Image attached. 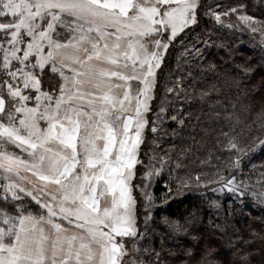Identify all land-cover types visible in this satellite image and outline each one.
<instances>
[{
  "label": "snow or ice",
  "instance_id": "snow-or-ice-1",
  "mask_svg": "<svg viewBox=\"0 0 264 264\" xmlns=\"http://www.w3.org/2000/svg\"><path fill=\"white\" fill-rule=\"evenodd\" d=\"M203 8L201 0H0V264H169L155 247L157 230L187 233L190 221L157 224L150 189L165 169L179 170L181 157L173 167L171 153L144 159L141 147L149 125L154 135L169 120L183 130L197 81L189 71L191 92L178 78L161 96L160 73L178 40L181 59L199 58L184 36L199 27ZM246 8L205 15L223 27L222 15L237 14L264 45V21ZM221 94L213 84L197 98L211 120L225 122L220 146L235 159L231 174L205 183L203 195L215 183L214 193L251 194L264 204V190L237 180L246 154L234 134L239 97L231 111H217ZM256 119L264 126V108ZM201 180H180L174 193L170 176L160 199L182 197ZM208 203L220 207L218 199ZM215 255L193 247L181 264H217Z\"/></svg>",
  "mask_w": 264,
  "mask_h": 264
},
{
  "label": "trees",
  "instance_id": "trees-1",
  "mask_svg": "<svg viewBox=\"0 0 264 264\" xmlns=\"http://www.w3.org/2000/svg\"><path fill=\"white\" fill-rule=\"evenodd\" d=\"M203 18L204 16L201 17V21ZM176 53L174 48L169 49L166 61L169 57L170 60H168L169 64L165 62L164 69L172 66ZM241 53L242 55L238 53L234 58L228 53L210 54L206 58L207 64L198 65L193 76L197 81L204 79V82L199 86L196 98L189 99L190 104L187 102L184 105L187 112L195 115L193 118L191 114L188 129L185 131L173 129L168 132L166 138L159 133L154 135L151 130L148 132L150 139L161 137L163 141H168L163 143L173 148L175 158L181 157L180 166L186 172L196 168L200 162H204L207 156L215 158L220 150L219 147L217 148L214 132L221 126V122L217 123L210 119L211 113L207 104L202 105L197 98L199 89L210 88L213 84L221 87L222 94L219 98L224 104L219 105L217 111H223L225 105L231 111L229 101H235L239 97L237 113L240 119L244 116L246 119L250 117L249 123L250 121L255 123L250 116L254 115L253 110L264 108V55L249 47L242 49ZM163 76L159 80L160 89ZM236 81L240 82L239 88L236 87ZM241 106L252 109L249 117L248 112L240 111ZM196 117H198L197 122H195ZM221 121L224 122L223 119ZM192 141L196 142V150L191 149ZM144 145L147 147V142ZM190 151H192L191 155H189ZM262 156L264 157V151ZM170 176L173 177L174 173L166 176V182L169 181ZM164 180V177L160 178L153 188V195L157 201V206L153 210L155 221L159 224L163 217L190 221L187 233L167 235L157 230L155 247L157 250H163L169 264H181L184 251L193 247L200 251L212 250L216 254L217 264H242V257H247V264H264V204H258L246 196L243 197V206H234V201L231 200L234 197L229 194L227 201L232 206L222 202L220 208L216 210L209 206V199H204L205 191L198 188L185 191L182 197H170L165 202L160 199L165 191ZM173 184L172 181L171 187ZM215 186V183L210 185L207 196L213 195L210 189ZM175 191L176 189L174 193ZM212 199L215 200L216 197L211 196L210 200ZM140 212L142 213L141 209ZM140 223L143 225L142 215ZM216 225L221 227L217 228ZM169 252L172 255H169Z\"/></svg>",
  "mask_w": 264,
  "mask_h": 264
},
{
  "label": "rangeland",
  "instance_id": "rangeland-1",
  "mask_svg": "<svg viewBox=\"0 0 264 264\" xmlns=\"http://www.w3.org/2000/svg\"><path fill=\"white\" fill-rule=\"evenodd\" d=\"M201 3L204 5V8L201 10L200 20L201 17L204 16L203 20L200 22L199 27L195 31L189 32L187 35L184 36V43L187 45L188 48L191 49L194 43L199 47L200 49L199 58L194 60L191 56L184 55V58L181 59L180 57L182 56L183 48L181 47L180 41L178 40L175 44V47H173L177 53L173 57L172 66L164 69L160 75L161 77L163 76V74H165L162 78L163 84L161 85V89H160L161 96H163L164 94L165 85L169 87L173 85L179 86L177 84L178 78L184 79V86L188 88L189 92H191L190 84L188 81V73L189 71H191L192 74L194 75L195 72L197 71L196 69L198 65L203 66L207 64L206 58L210 54L228 53L232 56V58H234L235 55L238 56V53L242 55L241 53L242 49H244L245 47H249L264 55V45H261L260 43L259 34L258 33L253 34L250 30L244 27L238 20L237 14H231L227 16L222 15L221 20L224 25L223 27L220 25V23H217L215 21L214 16L205 15V12H210V13L220 12L221 14H223L228 12L229 9L234 8L237 5L243 3L247 5L246 10H244V14L254 16L257 19V21H264V11H263L264 0H201ZM229 25H232V27H229ZM168 60H170V57L167 59V61L165 60L166 64H169ZM203 82L204 79L197 81V85H196L197 91L199 86ZM191 98H196V95H192L188 97V99ZM214 98H216L215 95L213 96V99ZM186 103L187 102H185V104ZM185 109L187 110V108ZM259 111L260 110L254 109L253 110L254 115L253 116L250 115L255 121V123L251 121L250 123L248 122L250 119L249 114H248L249 117L248 119H246V116L242 117L241 123L236 125L237 128H235V133H234L241 147L246 149V154L242 156L243 164L241 168L243 175L241 176L238 173L237 180L242 179L244 183L248 184L249 187L253 188L256 191L264 190V187H262V183L264 182V157L262 156L264 147H262L260 143V141H264V126H262L261 122L256 119V116L259 113ZM191 114L192 113L186 111L184 116L185 124L183 126V130H180L179 125H177L175 122H171L169 120L165 122L164 126L161 128V130L158 133L164 135L166 138L168 132L172 131L173 129H176L178 131H185L190 126ZM149 115L151 118H154L152 114ZM192 116L194 118L195 115L192 114ZM197 121H198V117L195 118V122ZM220 122L221 125L225 123L222 122L221 120ZM218 129L214 132L215 134L214 139H217V148L219 147L220 150L215 156V158H213V156H207L204 162H200L196 168L191 169L187 172L183 170L182 166H180L178 171H173L172 173H174V176L171 177L172 181L174 182L172 186L173 192L177 188L178 181L187 180L189 177L194 178L197 174H200L202 177L201 185L197 186L195 183H191L188 186V188L185 189V191L189 189L194 190L195 188H198V190L206 191L203 185L210 180L211 181L217 180L219 178V174L224 173L225 169H229V171L225 174H229V175L231 174V171L233 169V165L231 164V161L235 159V156L230 155L227 151L221 148L220 145L225 144L226 141L224 140L223 137L220 136ZM149 130H151V125L148 126L146 131L145 141L147 142V147H145V145H142L141 157L147 158L145 154H149L152 152H155L157 155H164L165 152H168L171 153L173 156V167H174L175 157L173 153V148H169V146L165 145V143L163 142H168V141H163L161 137L160 139L159 138L150 139L148 137ZM195 147H197L196 142L193 143L192 141L191 149H195ZM191 154L192 151H190L189 155ZM167 175H170V173L167 169H165L162 176L165 179L163 181V184L166 183ZM156 182L153 184L152 188L150 189L152 195H153V188ZM163 188L165 189V191H163L162 195H164V193L167 191L165 185L163 186ZM225 193H227V190H225ZM137 196L139 198L138 192H137ZM211 196H215L216 197L215 200L218 199L220 205L222 202H227L229 206L231 205L227 201L228 200L227 197H229V194L213 192V195L205 196L204 199L205 200L209 199V201H211L210 200ZM246 196H249L250 199H252V201L261 204L258 201H256L255 198L251 196V194H248ZM247 199L248 198H246V200ZM231 200L234 201L233 203L234 206H243V202H244L243 198L234 197ZM155 203H157L156 199H155ZM219 208H214V209L218 210ZM140 209L143 213L144 209L142 204L140 206Z\"/></svg>",
  "mask_w": 264,
  "mask_h": 264
}]
</instances>
